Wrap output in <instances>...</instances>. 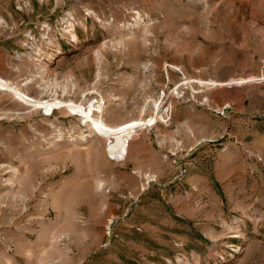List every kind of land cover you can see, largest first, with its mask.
<instances>
[{"label":"rangeland","instance_id":"obj_1","mask_svg":"<svg viewBox=\"0 0 264 264\" xmlns=\"http://www.w3.org/2000/svg\"><path fill=\"white\" fill-rule=\"evenodd\" d=\"M0 250L264 264V0H0Z\"/></svg>","mask_w":264,"mask_h":264},{"label":"crops","instance_id":"obj_2","mask_svg":"<svg viewBox=\"0 0 264 264\" xmlns=\"http://www.w3.org/2000/svg\"><path fill=\"white\" fill-rule=\"evenodd\" d=\"M133 145V144H132ZM194 148L198 146V144L193 145ZM18 256H10L5 254L2 250H0V264H18L19 263V257L22 256V254L18 253Z\"/></svg>","mask_w":264,"mask_h":264},{"label":"built area","instance_id":"obj_3","mask_svg":"<svg viewBox=\"0 0 264 264\" xmlns=\"http://www.w3.org/2000/svg\"><path fill=\"white\" fill-rule=\"evenodd\" d=\"M208 107H209V106H208ZM209 109H212V108L210 107ZM214 111H215L216 113H218V114H221V115L224 114V112L219 113V112L216 111L215 109H214ZM178 171H180V172H179V173H180V176H183V175H185V174L187 173V170H186V168L183 167V165L178 167Z\"/></svg>","mask_w":264,"mask_h":264},{"label":"bare ground","instance_id":"obj_4","mask_svg":"<svg viewBox=\"0 0 264 264\" xmlns=\"http://www.w3.org/2000/svg\"><path fill=\"white\" fill-rule=\"evenodd\" d=\"M73 38H75L76 39V37H75V35H73ZM182 87L181 86H177L175 89V95H180L181 94V92H182V89H181Z\"/></svg>","mask_w":264,"mask_h":264}]
</instances>
